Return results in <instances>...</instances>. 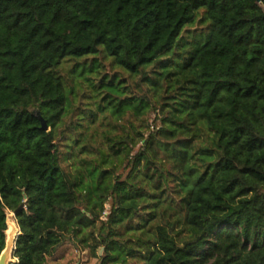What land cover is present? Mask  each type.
I'll return each instance as SVG.
<instances>
[{"label": "trees", "instance_id": "1", "mask_svg": "<svg viewBox=\"0 0 264 264\" xmlns=\"http://www.w3.org/2000/svg\"><path fill=\"white\" fill-rule=\"evenodd\" d=\"M7 212L14 264H264V0H0Z\"/></svg>", "mask_w": 264, "mask_h": 264}, {"label": "rangeland", "instance_id": "2", "mask_svg": "<svg viewBox=\"0 0 264 264\" xmlns=\"http://www.w3.org/2000/svg\"><path fill=\"white\" fill-rule=\"evenodd\" d=\"M107 213L108 208L105 206L104 215ZM102 219H104V216H102ZM19 234L20 229L15 215L12 212H7L6 245L2 252L6 258V264L16 262L14 249ZM99 262H102L101 256L94 257L88 248H82L81 245L73 241L63 243L51 257L47 258V264H99Z\"/></svg>", "mask_w": 264, "mask_h": 264}, {"label": "water", "instance_id": "3", "mask_svg": "<svg viewBox=\"0 0 264 264\" xmlns=\"http://www.w3.org/2000/svg\"><path fill=\"white\" fill-rule=\"evenodd\" d=\"M40 122H41V125H42V129L43 130H47L46 123L44 122V120L42 118H40ZM13 214L15 215V213H13ZM0 264H6V258L4 256V254L0 255ZM99 264H102V262H99Z\"/></svg>", "mask_w": 264, "mask_h": 264}, {"label": "bare ground", "instance_id": "4", "mask_svg": "<svg viewBox=\"0 0 264 264\" xmlns=\"http://www.w3.org/2000/svg\"><path fill=\"white\" fill-rule=\"evenodd\" d=\"M12 218V217H11Z\"/></svg>", "mask_w": 264, "mask_h": 264}]
</instances>
